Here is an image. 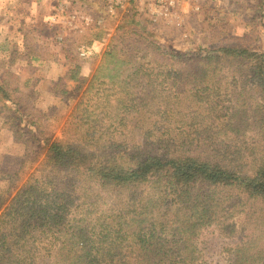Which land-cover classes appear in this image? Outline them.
I'll use <instances>...</instances> for the list:
<instances>
[{
	"label": "trees",
	"instance_id": "trees-1",
	"mask_svg": "<svg viewBox=\"0 0 264 264\" xmlns=\"http://www.w3.org/2000/svg\"><path fill=\"white\" fill-rule=\"evenodd\" d=\"M141 17L123 18L35 171L0 189V264H214L212 229L226 264H264V49L191 53ZM22 89L0 84L5 127L32 133Z\"/></svg>",
	"mask_w": 264,
	"mask_h": 264
},
{
	"label": "rangeland",
	"instance_id": "rangeland-1",
	"mask_svg": "<svg viewBox=\"0 0 264 264\" xmlns=\"http://www.w3.org/2000/svg\"><path fill=\"white\" fill-rule=\"evenodd\" d=\"M67 1L71 6L64 14L61 13L60 6L54 12L58 14L59 19L63 21L64 18L72 19L75 16L80 20L85 16L103 17V27L87 28L84 33L69 29V42L63 44V41L58 39L53 41V37L62 35V32L46 31L44 25L38 29L36 18L27 16L26 9L25 15L21 17L23 19L20 34L11 32V26H3L4 31L0 34V53H3L0 55V84L10 85L14 90L17 87L23 88L22 92L15 93L20 100V106L27 116L39 123L32 133L29 130L6 128L8 121L4 105L0 103V166L2 172L11 175L10 179L2 177L0 189H7L10 184H18L21 187L44 158V141L47 138H61L74 102L81 98L94 69L104 56L98 54L89 59H80L78 49L96 40L100 33L104 35V28L116 30L113 36L118 35L119 26L123 21V18L121 21L109 19L106 13L102 12L105 10L101 0ZM256 1L249 0L248 5L240 6L239 3L235 4V0H203L197 8L194 22H187L186 26L181 27L149 24L148 28L167 45H181L195 54L200 47L218 49L222 46H246L263 50L264 34L261 36V42L250 32V27H254L255 29L251 30H261V33H264V6H260L258 14ZM50 12L47 11L46 15H50ZM37 16V20L42 18L40 14ZM135 27L136 30L147 28ZM194 31L197 32L195 37L191 36ZM6 35L15 38L16 41L8 44L11 47L14 42L15 48L9 49V46H5L3 40ZM35 56L44 60H34ZM76 65L81 66L82 72L80 80L72 82L68 77L69 71ZM199 242L203 257L209 263L226 264L227 254L224 249L227 240L221 239L218 231L206 230Z\"/></svg>",
	"mask_w": 264,
	"mask_h": 264
},
{
	"label": "built area",
	"instance_id": "built-area-1",
	"mask_svg": "<svg viewBox=\"0 0 264 264\" xmlns=\"http://www.w3.org/2000/svg\"><path fill=\"white\" fill-rule=\"evenodd\" d=\"M104 12L109 19L121 21L125 16L138 12L142 17V24L153 26L168 24L181 27L184 25L182 16L185 12L184 6H195L199 8L203 0H101ZM197 2L196 5H194ZM71 5L64 3L60 6L61 13L64 14L66 9ZM103 17H82L78 16L68 18L66 23L69 24L73 32L84 33L87 28H102L104 24ZM116 30L104 28V35L101 39L96 40L91 45H83L78 49L80 59H89L98 54H104L111 44L113 35Z\"/></svg>",
	"mask_w": 264,
	"mask_h": 264
},
{
	"label": "crops",
	"instance_id": "crops-1",
	"mask_svg": "<svg viewBox=\"0 0 264 264\" xmlns=\"http://www.w3.org/2000/svg\"><path fill=\"white\" fill-rule=\"evenodd\" d=\"M248 1L249 0H235V4L239 3L240 6L248 5ZM67 2L69 3V1L67 0H0V34L4 31L3 26H11V32L20 34L23 19L21 17L25 15L26 9H28L27 16H34L36 18L38 29H40L41 25H44L46 31L53 30L55 32H62V35H56L55 37H53V41H55V39H58L61 40V42L63 41V44H66L67 42H69L67 32L69 29H71L69 24H67L65 21L68 20V18H64V20L62 21L61 19H59L58 14H54V12H56L58 6H62ZM194 3V5L197 4V2ZM256 3L258 7H256L257 13L259 14L261 8L260 6H264V0H257ZM69 5L71 4L69 3ZM49 10L51 11L49 13L50 15H46V12ZM184 10L185 12H187L183 14L182 19H184L183 26H186L187 22L190 23L196 20V11L198 9L197 7L195 8V6H184ZM37 14H40L42 18L37 20ZM251 29L255 28L250 27V32L258 37L259 41L262 42L263 38L261 36L264 33H261V30L259 31ZM191 36H197V32L194 31ZM0 39H2V37H0ZM13 40H15L14 37L6 35L3 41L6 43L5 46H9L8 44ZM95 41L96 40H94L93 42ZM12 43L13 45L11 47L9 46V49L15 48L14 42ZM92 43H90L89 45H91ZM0 51H2L1 48ZM0 55H3V53H0Z\"/></svg>",
	"mask_w": 264,
	"mask_h": 264
}]
</instances>
